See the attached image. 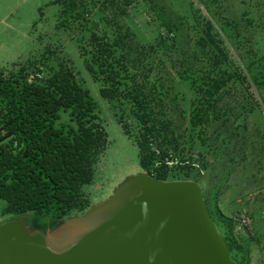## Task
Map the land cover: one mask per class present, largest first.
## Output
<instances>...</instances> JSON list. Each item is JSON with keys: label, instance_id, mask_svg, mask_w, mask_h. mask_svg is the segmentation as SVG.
Instances as JSON below:
<instances>
[{"label": "trees", "instance_id": "obj_1", "mask_svg": "<svg viewBox=\"0 0 264 264\" xmlns=\"http://www.w3.org/2000/svg\"><path fill=\"white\" fill-rule=\"evenodd\" d=\"M147 2L163 33L153 42L143 43L116 13L103 11L106 30L92 32L79 47L85 69L99 83V93L124 135L135 141L139 167L153 177L167 181L165 166H157L164 157L178 162L184 158L181 130L186 124L199 129L202 147L212 145L220 151L221 162L204 180L203 198L217 229V221L224 228V233L218 231L232 259L248 264L253 238H238L232 220L218 210V199L236 160L243 158L248 147V126L237 123L238 100L228 86L248 79L223 46L228 35L215 28L212 17L193 26L197 30L194 36L186 18L171 7L158 0ZM103 3L113 6L114 0ZM53 4L62 7L60 17L77 11L75 0ZM180 83H186L196 95L188 118ZM250 83L256 86L253 78ZM61 112L67 114V121L62 120ZM108 146L96 102L72 68L48 58V63L31 62L28 68L22 66L8 74L0 69V199L6 202L4 214L31 213L30 225L44 232L66 217L82 213L92 204L84 187L93 182Z\"/></svg>", "mask_w": 264, "mask_h": 264}, {"label": "rangeland", "instance_id": "obj_2", "mask_svg": "<svg viewBox=\"0 0 264 264\" xmlns=\"http://www.w3.org/2000/svg\"><path fill=\"white\" fill-rule=\"evenodd\" d=\"M54 1L0 0V69L8 74L22 66L28 68L31 62L44 60L48 63V58L56 59L72 68L78 81L89 90L109 140L93 182L84 187L88 200L94 203L103 199L115 183L139 169L138 148L133 139L124 135L109 103L101 97L100 85L85 69L79 47L86 44L92 32L102 34L106 30L103 11L116 13L118 20L128 24L143 43L153 42L163 29L153 19L147 0H114L113 6L103 3L104 0H75L77 11L63 17H60L62 7L53 4ZM158 2L186 18L191 30L195 25L198 27L201 20L212 17L215 28L225 30L228 35L223 46L248 79L246 83L236 81L228 87L230 94L238 100L240 117L237 123H246L249 132L247 150L243 158L236 160L218 199V210L230 220L238 213H246L252 221L259 218V227L264 230L261 215L264 210V0ZM82 11L84 14L77 17L76 14ZM192 34L197 36V30H192ZM250 78L255 80L256 86L250 83ZM178 89L188 118L196 95L186 83H180ZM61 116L67 121L65 112H61ZM181 131L184 158L178 160L184 164L172 169L165 167L166 178L169 181H195L204 190L205 178L221 162L220 151L214 150L211 144V147L200 145L198 128L190 129L186 124ZM5 208L6 202L0 199V222L15 217L4 214ZM217 222L219 231L224 233L220 221ZM252 232V226L246 234L234 231L238 238L244 235L253 238L250 256L261 250V242L252 236Z\"/></svg>", "mask_w": 264, "mask_h": 264}, {"label": "water", "instance_id": "obj_3", "mask_svg": "<svg viewBox=\"0 0 264 264\" xmlns=\"http://www.w3.org/2000/svg\"><path fill=\"white\" fill-rule=\"evenodd\" d=\"M28 214L0 222V264H237L199 183L140 167L44 232Z\"/></svg>", "mask_w": 264, "mask_h": 264}, {"label": "built area", "instance_id": "obj_4", "mask_svg": "<svg viewBox=\"0 0 264 264\" xmlns=\"http://www.w3.org/2000/svg\"><path fill=\"white\" fill-rule=\"evenodd\" d=\"M151 149L156 155L160 154L159 149L154 144H151ZM162 164L165 167L172 169L178 165H183L184 163H180L177 160L170 158L169 156L164 157L163 160L157 164V166ZM195 167L198 168V166ZM261 215L264 218V210L262 211ZM232 224L235 232L246 234L252 226V218L246 213H238L232 218ZM248 264H264V246L258 253L250 256Z\"/></svg>", "mask_w": 264, "mask_h": 264}, {"label": "crops", "instance_id": "obj_5", "mask_svg": "<svg viewBox=\"0 0 264 264\" xmlns=\"http://www.w3.org/2000/svg\"><path fill=\"white\" fill-rule=\"evenodd\" d=\"M260 221L261 220L259 218H256V217H255V219H253V221H252L253 222V224H252V229H253L252 236L257 238L261 242V250H262V248L264 246V241H263L264 230L259 227Z\"/></svg>", "mask_w": 264, "mask_h": 264}]
</instances>
